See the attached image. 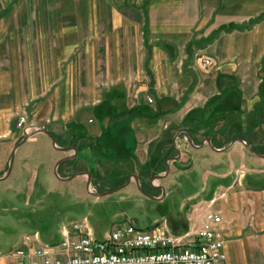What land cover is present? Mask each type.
Masks as SVG:
<instances>
[{
  "label": "crops",
  "instance_id": "0c3cea01",
  "mask_svg": "<svg viewBox=\"0 0 264 264\" xmlns=\"http://www.w3.org/2000/svg\"><path fill=\"white\" fill-rule=\"evenodd\" d=\"M48 1L82 9L9 13L23 0H0V181L29 165L23 148L4 177L11 155L36 140L33 134L18 145L26 134L18 126L23 113L25 128L33 118L70 148L55 147L43 133L52 143L33 158L44 151L53 167L75 156L66 161L67 177L83 170L99 185L101 160L155 156L153 171H138L139 183L149 193L142 184H152L162 198L167 174L156 183L150 174H163L171 156L176 169L211 181L198 201L217 198L224 264H264V156L239 141L264 155V0ZM202 56L212 64L203 66ZM79 99L95 103L79 108ZM89 107L97 121L85 125L81 109ZM192 215L198 228L191 210L185 221L163 220L184 231ZM11 249L0 237V264H18Z\"/></svg>",
  "mask_w": 264,
  "mask_h": 264
},
{
  "label": "rangeland",
  "instance_id": "374dc122",
  "mask_svg": "<svg viewBox=\"0 0 264 264\" xmlns=\"http://www.w3.org/2000/svg\"><path fill=\"white\" fill-rule=\"evenodd\" d=\"M42 1L46 3L38 5V0H23L19 8L17 5H9L7 11L9 13L20 11L25 14H33L38 11L45 13H56V11L58 13L64 11L79 13L77 11L82 9L81 5L58 4L54 6L48 0ZM55 1L59 2V0ZM31 38H34V36ZM46 41L48 43V38ZM77 55L79 54L74 52L73 56ZM76 102L78 103L76 106L79 105V108L81 105L88 104V106H92L95 103L91 100L80 99ZM26 106L28 105L26 104ZM81 110L84 117H80V121H83V124H93L91 119H94V123H96L97 116L96 112H92L93 109L89 107ZM25 114L28 115L27 113ZM30 122H33V126L28 131V134L34 132L38 126L43 127L38 121L36 123L33 118H30ZM67 127L71 128L70 125ZM27 142L20 149L19 154L14 156L13 168L17 167V160L23 148H27L26 153H30V157L27 159L29 165L22 174L14 172L9 178L0 181V237L3 239V247L5 249L17 246L27 234L34 232H39L43 242L53 243L57 239H61L62 227L65 224L76 220L79 221L84 217L88 218L98 236L105 235L115 226L126 222H131L141 229H150L156 223L162 221L163 217L169 218L171 215L176 219L185 221L190 214L191 204L202 197L204 192H201L202 186H204V189L211 187V181L204 180L201 174H190L183 167L176 169L177 164L171 165L169 163V172L161 179L164 184H162V187L165 196L155 199L142 192L140 184L134 178L127 182L132 174H136L141 178L142 176L138 171L142 172V169H145L146 172L148 170H150L149 172L153 171L155 168V156H150L148 160L144 159L145 155L143 154V158H136L134 154H130L128 157L118 161H113V159L108 162L100 161L103 169V179L99 185L95 182L92 183V190L104 192L125 185L107 195L95 196L87 190V176L83 178L81 176L75 177L69 181L60 180L55 175V165L52 167V165L47 163V154L44 151L40 153L41 157L39 160L33 159L37 155V153H34L36 152L35 149L40 147L41 144L47 142L51 145V139L47 135L37 133L36 140L32 141L34 143H30L31 141ZM57 145L62 146L59 140H57ZM169 157L171 156L164 160L165 170ZM124 159H127V161ZM146 161L148 162L147 164H145ZM67 167L68 164L66 162L59 166V174L62 177H67ZM150 175L151 179L157 173H151ZM156 182L154 180V183ZM167 182L170 183L168 188ZM142 185L145 189L152 191L150 194L156 196L155 193H158L155 189L153 190L149 187V185L153 187L152 184ZM195 191L196 193L200 191L199 196L193 195ZM215 204L214 202V207ZM191 217L192 222L189 221L188 228L184 231H175L170 225L174 233L183 234L190 229L198 230L201 223L198 228H194L193 215ZM190 223L193 224L190 226ZM219 229L223 233V228L220 227Z\"/></svg>",
  "mask_w": 264,
  "mask_h": 264
},
{
  "label": "built area",
  "instance_id": "2783aa9c",
  "mask_svg": "<svg viewBox=\"0 0 264 264\" xmlns=\"http://www.w3.org/2000/svg\"><path fill=\"white\" fill-rule=\"evenodd\" d=\"M208 67L212 59L202 56ZM148 101L153 98L148 96ZM28 115L21 114L18 126L25 128ZM244 171H240L243 176ZM214 197L191 205V212L200 217L198 230L174 233L164 219L150 229H141L126 222L98 236L87 217L62 227V237L45 243L39 232L27 234L8 254L18 264H224L225 240L220 227L222 213L214 207ZM188 220L192 222V217ZM193 223H190V226ZM191 228V227H190Z\"/></svg>",
  "mask_w": 264,
  "mask_h": 264
},
{
  "label": "water",
  "instance_id": "95a60500",
  "mask_svg": "<svg viewBox=\"0 0 264 264\" xmlns=\"http://www.w3.org/2000/svg\"><path fill=\"white\" fill-rule=\"evenodd\" d=\"M263 130H264V126H263ZM37 133H46L49 136H51V138L53 139L52 140L53 141V144L57 148L63 149L65 151H68L70 149V148H67V147H60V146H58L57 145V142H56V138L46 128L39 127V126H38V128H37V130L35 132H33L31 134H28V133L25 134V137L23 138V141L19 142L18 145H20L22 142H25L26 140H28L30 138V135L37 134ZM208 141L210 142V139ZM239 141L243 142L251 152H253V153L257 154V155H260V156H264L263 154H260L257 150H255L251 145H249L246 142H244L242 139H239ZM74 150H76V149L74 148ZM177 151H178V153H180L179 150H177ZM74 157L75 156H66V157H64V158H62V159H60V160L57 161V163H56V165L54 167V172H55V175L58 178L65 179V180H68L69 181L71 179H74L75 177H78V176H82L83 177L85 175V176H87V182H86L87 190H88V192L90 194L95 195V196H104V195H107L109 193H112V192L120 189L121 187H123L125 185L124 184V185H122V186H120V187H118L116 189H113V190L99 192V191H96V190H92V176H91V174L89 172H85V171L82 170V172L75 173L73 175H70L69 177H62L59 174V170H58L59 169V166L62 163L66 162L68 160L73 159ZM13 164H14V154L11 155V159H10V163H9V168H8L7 173H6V175L4 177H6V176H8L10 174V172L12 170V167H13ZM168 172H169V163L167 162V168H166L165 172L163 174H157L156 176H154L155 177V180L163 177ZM132 178H134L139 183V177L136 174H133L132 176H130L127 182H130L132 180ZM140 188H141L142 192H144L148 196H151V197H153L155 199H160L161 198V197H156V196L150 194L149 192H145V190L141 187V185H140Z\"/></svg>",
  "mask_w": 264,
  "mask_h": 264
},
{
  "label": "trees",
  "instance_id": "16d2710c",
  "mask_svg": "<svg viewBox=\"0 0 264 264\" xmlns=\"http://www.w3.org/2000/svg\"><path fill=\"white\" fill-rule=\"evenodd\" d=\"M185 230V229H184ZM57 241H58V239H57Z\"/></svg>",
  "mask_w": 264,
  "mask_h": 264
}]
</instances>
